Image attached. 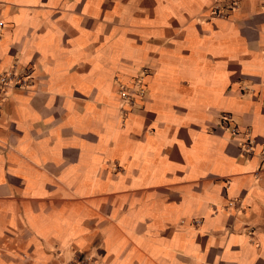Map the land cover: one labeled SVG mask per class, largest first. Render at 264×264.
<instances>
[{
  "label": "crops",
  "instance_id": "1",
  "mask_svg": "<svg viewBox=\"0 0 264 264\" xmlns=\"http://www.w3.org/2000/svg\"><path fill=\"white\" fill-rule=\"evenodd\" d=\"M218 4L0 0V264H264V0Z\"/></svg>",
  "mask_w": 264,
  "mask_h": 264
},
{
  "label": "built area",
  "instance_id": "2",
  "mask_svg": "<svg viewBox=\"0 0 264 264\" xmlns=\"http://www.w3.org/2000/svg\"><path fill=\"white\" fill-rule=\"evenodd\" d=\"M219 3L218 5H221L222 7H219L216 9L215 12H213L216 16L219 17H224L226 14L224 13V7L227 6L229 10H232L237 7V2L238 0H217ZM32 79V72L27 71L23 73H16L14 71H9V72H0V93L2 96L6 94V91L9 88H16V89H27L31 83ZM121 95L124 99L128 100L130 104H133V93H129L128 91L122 90ZM223 117V125L227 126L229 122V114L228 113H223L221 114ZM231 132L235 135L243 134L245 135V139L242 143V152L248 156L251 157L253 155V142L249 137V133L247 130L241 131L238 126H235L232 128ZM261 170H264V160L262 162V167L259 168ZM258 172V170H257ZM88 260L90 258H85L82 255H77L75 258L74 264H88ZM90 264H95L91 262Z\"/></svg>",
  "mask_w": 264,
  "mask_h": 264
}]
</instances>
